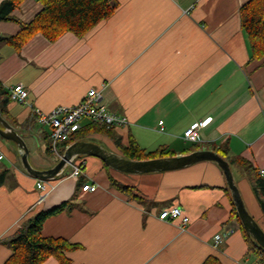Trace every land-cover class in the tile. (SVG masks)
<instances>
[{
    "label": "crops",
    "instance_id": "0c3cea01",
    "mask_svg": "<svg viewBox=\"0 0 264 264\" xmlns=\"http://www.w3.org/2000/svg\"><path fill=\"white\" fill-rule=\"evenodd\" d=\"M112 1L114 13L84 36L66 32L49 41L38 33L20 50L0 43V92L18 83L28 91L27 104L10 100L7 114L0 115L24 141L29 131L40 142L39 155L28 151L31 167L44 170L59 160L46 150L50 130L34 109L73 106L90 88H101L107 110L129 122L113 130L121 144L132 136L146 150L167 146L185 154L177 146L184 131L209 119L198 131L200 149L226 146L229 158H245L257 173L264 169V63L251 58L238 16L248 0ZM40 9L39 0H23L11 14L29 21ZM18 30L15 21L0 20V36ZM105 143L117 152L112 141ZM0 151V264L10 254L2 242L7 234L27 216L64 201L67 206L45 220L42 234L79 243L67 252L77 264H201L211 253L223 264H255L240 222L231 216L225 176L213 161L128 174L80 155L71 159L81 166L77 176L68 162L52 178L62 179L44 180L41 190V179L25 170L16 143L0 137ZM237 171L244 204L264 228L249 176ZM109 175L130 190L111 185ZM85 183L98 188L83 191ZM172 206L189 218L185 230L180 218H159ZM216 234L225 237L215 247ZM43 264L59 263L50 257Z\"/></svg>",
    "mask_w": 264,
    "mask_h": 264
},
{
    "label": "trees",
    "instance_id": "16d2710c",
    "mask_svg": "<svg viewBox=\"0 0 264 264\" xmlns=\"http://www.w3.org/2000/svg\"><path fill=\"white\" fill-rule=\"evenodd\" d=\"M22 1L3 0L0 3V20L15 21L19 25L17 33L0 36V43H6L15 50H20L38 33L49 41L57 40L66 32H71L76 36H84L99 22L109 18L117 7V3L112 0H39L41 9L31 20L22 21L11 14ZM238 16L240 26L248 37L251 58L261 60L264 63V0L246 1L240 6ZM10 100L9 92L1 90V113L7 114L6 105ZM115 128L85 120L69 139L58 144L59 152L63 154L66 146L74 141H90L104 147L107 146L105 141H112L117 146L116 153L128 159H149L176 155V151L167 146L146 150L132 136L128 138L126 144H121L120 139L114 134L113 130ZM45 139H47L46 150L50 151V135ZM183 140L185 141V139ZM189 143L190 146L182 149V153H189L201 148L199 142ZM212 149L225 159L229 158L226 146H212ZM228 161L230 164H237L247 173L259 208L264 215V177L257 173L252 164L241 156L229 158ZM4 176L5 171L0 173V184L4 181ZM109 180L111 185L120 190H130L129 186L120 184L110 175ZM223 188L231 200V216L239 220L231 199L230 190L227 186ZM67 203V201H64L57 206L27 216L7 234L2 239V242L10 249L5 264H43L50 257L55 258L59 264H77L72 261L67 252L79 248V243L63 237L44 236L42 234L45 220L63 211ZM259 226L264 230L261 224ZM240 228L247 243V255L253 256L255 264H264V248L260 247L244 230L241 223ZM201 264H223V262L218 254L211 253L206 256Z\"/></svg>",
    "mask_w": 264,
    "mask_h": 264
},
{
    "label": "water",
    "instance_id": "95a60500",
    "mask_svg": "<svg viewBox=\"0 0 264 264\" xmlns=\"http://www.w3.org/2000/svg\"><path fill=\"white\" fill-rule=\"evenodd\" d=\"M0 137L13 141L19 147L21 162L32 176L48 180L54 178L75 156L88 155L101 159L108 167L128 174L163 172L180 169L200 161H213L222 170L237 216L244 230L264 248V230L248 212L227 159L212 149H198L189 153L149 158L128 159L107 148L90 141H74L66 146L62 157L50 168L38 170L31 167L28 161V149L23 138L12 128L11 124L0 115Z\"/></svg>",
    "mask_w": 264,
    "mask_h": 264
},
{
    "label": "built area",
    "instance_id": "2783aa9c",
    "mask_svg": "<svg viewBox=\"0 0 264 264\" xmlns=\"http://www.w3.org/2000/svg\"><path fill=\"white\" fill-rule=\"evenodd\" d=\"M10 99L20 104H27L28 91L23 84L18 83L9 88ZM39 124L47 126L50 130L51 145L50 150L58 156L62 157L59 152L58 144L66 141L70 136L76 132L82 125L84 120H90L105 124L107 127H122L126 126L129 122L123 115H117L109 112L103 103V95L101 88H90L82 100L73 106H57L49 112H43L39 109H34ZM209 119L198 121L189 126L183 133V138L188 142H197L199 140V129L205 126ZM162 121H160L161 125ZM162 129V126H161ZM4 154L0 151V159ZM72 164L71 176L75 177L81 172V166ZM261 176L264 177V169H261ZM37 188L44 190L45 182L39 180L36 184ZM98 185L96 183H85L81 186L83 191H95ZM159 218L162 220L178 219L182 230H185L189 222V218L183 215L182 209L179 206H172L164 209ZM225 237V235L216 234L214 236V246Z\"/></svg>",
    "mask_w": 264,
    "mask_h": 264
},
{
    "label": "rangeland",
    "instance_id": "374dc122",
    "mask_svg": "<svg viewBox=\"0 0 264 264\" xmlns=\"http://www.w3.org/2000/svg\"><path fill=\"white\" fill-rule=\"evenodd\" d=\"M20 129H22V128H19V130H20ZM22 130H23V129H22ZM22 130H21V131H22ZM27 135H28V137H27L25 140H27L28 144H27L26 141H24V142H25V144H26V147H27L28 151H30V155H31V157H32V156H35L36 154L39 155L38 152H39L40 142H37V137H36L35 135H32L29 131L27 132ZM29 138H31L30 141H29ZM101 146H102V145H101ZM177 146H178V150H179V149L182 150V149H184V148H188V147L190 146V143H189V142H185V141H184V142H183V141H179V142H177ZM103 147H104V146H103ZM42 148H43V147L41 146V149H42ZM105 148H106V147H105ZM88 169H90V167H88ZM231 169H232L233 177H234L235 181L238 182V181L240 180L241 176H240V174H239V172H238L237 170L243 172L242 168L239 167L238 165L232 163V164H231ZM122 174H123V173H122ZM123 175H126V174H123ZM59 179H62V177H59V178L56 177V179L46 180L45 182H46V183H47V182L49 183V182H51V181L56 182V181H58ZM247 179H248V178H247ZM248 182H249L250 186H252V184H251V182H250V179H248ZM249 257H251V259L253 260V256H252V255H249Z\"/></svg>",
    "mask_w": 264,
    "mask_h": 264
}]
</instances>
